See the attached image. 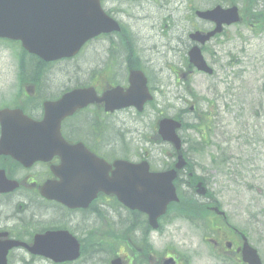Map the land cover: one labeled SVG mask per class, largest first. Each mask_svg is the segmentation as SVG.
Returning a JSON list of instances; mask_svg holds the SVG:
<instances>
[{"label":"rangeland","instance_id":"rangeland-1","mask_svg":"<svg viewBox=\"0 0 264 264\" xmlns=\"http://www.w3.org/2000/svg\"><path fill=\"white\" fill-rule=\"evenodd\" d=\"M103 4L123 28L120 38L102 39L104 42L89 44L70 61L42 68L35 84L26 75L20 87V45L0 41V106L29 87H37L43 99L64 88L90 84L91 69H100L111 81L121 82L125 59H136L137 54L155 104L134 122L129 114L111 122L107 138L111 158L130 161L148 151L153 159H161V150L170 149L150 142L156 134L155 123L162 117L182 116L185 127L179 135L187 143L183 148L195 150L186 152L193 173L204 180L212 196L194 195L188 171L182 172L175 184L180 201L171 206L161 230L152 234L148 245L157 252L174 247L186 264H238L231 256L219 254L216 242H220V233L211 215L197 213L185 216L186 220L179 212L180 203L199 207L215 199L229 225L246 235L264 264V0H106ZM232 5L243 14L242 21L225 27L203 47L213 75L197 73L186 63L188 34L195 28L208 29L209 24L198 21L194 11ZM103 64L113 70L112 75L104 71ZM191 106L195 107L193 114ZM134 216L141 220L109 201L93 207L89 229L81 216H77L82 224L78 231L68 228L79 235L78 240L83 235L84 241L92 235L118 236L119 245L111 250L127 264H136L132 254L139 236ZM95 241L91 246L88 243L89 248L94 246L92 257H82L77 264H106L108 255L102 249L95 252L99 245ZM20 258L21 253H14L11 264H52L45 260L17 262Z\"/></svg>","mask_w":264,"mask_h":264},{"label":"water","instance_id":"water-1","mask_svg":"<svg viewBox=\"0 0 264 264\" xmlns=\"http://www.w3.org/2000/svg\"><path fill=\"white\" fill-rule=\"evenodd\" d=\"M196 16L216 25V29L206 36L199 33L190 35L192 41L201 45L220 33L222 25L239 21L235 8L224 11L217 7L212 11L197 12ZM113 31H119V28L102 12L98 0H0V38L20 41L23 49L45 62L71 58L88 40ZM188 59L189 64L198 71L212 74L197 47L190 50ZM135 75L138 79L134 78ZM135 75L131 76V86L126 93L116 88L97 99L92 89L74 90L56 102H46L43 119L38 122L23 116L20 111L2 110L0 142L1 147L8 150L7 154L25 166L36 161L48 162L52 157L59 156L65 168L71 171L77 166L72 161L75 155L80 166L85 157L87 163L83 170L87 174L86 185L80 184L79 178L76 184L77 188L85 190L82 195L73 197L64 191L62 194L55 183L45 185L41 195L71 209L86 208L98 193L113 195L127 209L145 214L149 226L157 229V220L165 214L167 206L178 202L172 183L176 171L185 165L182 156H178L175 170L166 173L150 174L145 162L134 166L122 161L114 162L112 171L106 163L65 144L60 136L61 121L94 102H104L106 111L129 106L141 110L151 98L143 76ZM179 128L180 124L170 119H163L158 124L161 140L170 143L176 152L181 149L180 139L176 135ZM59 170L54 169V174L57 175ZM60 180L62 183L69 181L66 178ZM9 189H14V186ZM197 189V194L205 195L201 184L197 185ZM214 211L217 212L216 209ZM219 215L223 216L222 213ZM243 241L242 261L245 264H261L256 251L248 246L244 238ZM10 247L0 249V264H6ZM28 249L31 254L55 264L73 262L80 256L76 240L62 231L37 236L34 245ZM109 264H122V261L116 258Z\"/></svg>","mask_w":264,"mask_h":264},{"label":"flooded vegetation","instance_id":"flooded-vegetation-1","mask_svg":"<svg viewBox=\"0 0 264 264\" xmlns=\"http://www.w3.org/2000/svg\"><path fill=\"white\" fill-rule=\"evenodd\" d=\"M105 1L106 0H100L101 6L104 11L110 15L109 11L105 10L103 4ZM121 29L120 33L101 35L93 39L90 44L94 45L98 42H104L102 39H107L113 35L120 38V34L124 32L122 27ZM194 31L201 30L195 28ZM130 56L133 55L131 54ZM135 57L136 59H130L129 57L125 59L122 68L123 75L121 77V82H116L114 80L111 81V79L99 73L100 69L90 70V73H92V81L89 84V87L95 91L98 98L115 87H121L123 91H126L130 85V74L134 71H142L146 77L147 86L148 83L150 84L148 75L142 70L141 65L138 63L137 54H135ZM104 67L105 64L102 65V68ZM104 71L110 73V75L113 73V70L111 68L107 69V66L104 68ZM148 89L150 94H152V90H150L149 87ZM65 90L66 89L61 90L54 100L68 92H65ZM39 98L40 91L36 93L34 87H30L29 89L25 88L23 98L19 95L17 99L10 102L9 106H2L0 110L5 108L20 110L24 115L28 117L33 116L34 119L38 120L41 119L43 115L42 104L44 101L41 103V110L38 114H34L33 109L38 111L39 107L35 100ZM153 104L154 101L146 103L141 112H138L135 109L136 107H130L109 113L105 112L104 104L96 103L92 106L78 110L72 116L65 118L61 123V137L69 146L81 147L91 155H94L111 165L113 161L118 159L111 158L110 156L111 143H109L107 138L111 133V122L123 114H129L133 120L132 122H134L136 118L142 117L148 109H151ZM151 140L156 141V138H152ZM161 151V159H153L154 154L146 151L143 155H137L135 160L130 161L136 164L142 161H147L151 173L172 169L176 159L175 155L169 150ZM7 152L8 150L6 148L0 147V174L3 173L5 180L9 183H16L17 188L12 192L0 194V243L17 241L31 245L35 235L44 234L47 231L59 230H67L77 239L79 235L70 229L72 228L76 231L80 229L82 224L79 222L80 220L78 221L77 216H81L85 219L86 227L89 229L88 223L92 217L94 204L108 203L110 200L114 199L110 196L99 195L96 203L92 202L86 210H69L58 203L48 201L40 196L41 188L47 183L56 182L59 185L62 184L60 179L66 178L70 179L72 184L75 185L79 178V183L83 184L86 174L83 170L86 166L85 158H82L84 162H82V165L80 166L78 156H75L72 161L77 166L73 170L68 171L65 168L64 161L59 156L53 157L47 163L35 162L26 167L14 160L11 156L7 155ZM154 164H157V166ZM52 168L60 169L57 176L54 175ZM191 177L192 175H189V178ZM72 192L75 195L82 193V191H79L78 189H72ZM161 223L162 221L160 224ZM217 228L220 233V242H216V245H220L219 254L225 257L231 256L232 259L238 262L240 258L239 233L234 232L225 221H220L217 224ZM135 230L136 235L139 236V238L142 235H145L148 237V240H150L153 234L148 231V229L138 228ZM88 243L90 246L93 245L92 238L88 239L86 244L80 242V248L82 250L85 249L91 251L92 247L89 248ZM14 253H21V258L17 261L20 263L25 262L24 256L30 261L39 260V258L31 257L23 249L19 248L9 252L8 257L10 264L12 263ZM145 253L148 255L145 256L140 254L144 260V264L145 258L147 259V264H164L168 259H174V262L171 264H184L183 261L179 260V252H176L172 248L164 247L162 251H155V253L148 248L145 250Z\"/></svg>","mask_w":264,"mask_h":264},{"label":"trees","instance_id":"trees-1","mask_svg":"<svg viewBox=\"0 0 264 264\" xmlns=\"http://www.w3.org/2000/svg\"><path fill=\"white\" fill-rule=\"evenodd\" d=\"M24 55H26L24 52H22V55L18 58V72H19V81L22 83L24 81L25 83V77L26 74L27 75H31V76H36V74L40 75V73L42 72V68L44 69V64L39 62V61H35V60H31L30 62H26L24 60ZM35 62V63H33ZM38 75V76H39ZM180 207H179V212L180 214L186 216V217H191L194 214H208V212L206 211V209H204L203 207L200 209V206L197 207L195 203H180ZM143 224H145L144 221H141ZM96 239V243L99 244L96 248L95 252H98L99 249H102L100 251H104L105 253H107L108 255V259L105 258V262H108L111 258L116 256V252L114 250H111L112 247H116L117 245H119V238L116 235H111L109 238L108 237H100V238H94ZM135 252V250L133 251ZM94 253V252H93ZM82 255L84 257H88V253L86 251L82 252Z\"/></svg>","mask_w":264,"mask_h":264}]
</instances>
